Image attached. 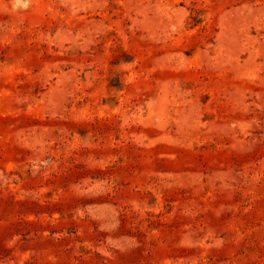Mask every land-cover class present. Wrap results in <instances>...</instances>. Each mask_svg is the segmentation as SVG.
Segmentation results:
<instances>
[{"label":"rangeland","instance_id":"1","mask_svg":"<svg viewBox=\"0 0 264 264\" xmlns=\"http://www.w3.org/2000/svg\"><path fill=\"white\" fill-rule=\"evenodd\" d=\"M0 264H264V0H0Z\"/></svg>","mask_w":264,"mask_h":264}]
</instances>
